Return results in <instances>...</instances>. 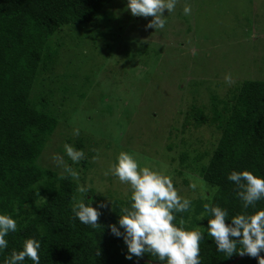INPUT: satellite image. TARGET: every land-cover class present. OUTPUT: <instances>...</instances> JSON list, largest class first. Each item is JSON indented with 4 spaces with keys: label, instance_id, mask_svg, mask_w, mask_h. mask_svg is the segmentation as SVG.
I'll list each match as a JSON object with an SVG mask.
<instances>
[{
    "label": "trees",
    "instance_id": "16d2710c",
    "mask_svg": "<svg viewBox=\"0 0 264 264\" xmlns=\"http://www.w3.org/2000/svg\"><path fill=\"white\" fill-rule=\"evenodd\" d=\"M132 20L127 0H0V213L17 222V231L6 237L8 247L0 252V264L13 250H21L28 238L41 242L40 264L160 263L148 254L138 260L126 259L123 238L115 237L108 227H119L121 208L130 207L131 195L102 197L91 186L87 197L76 191L78 184L87 185L97 148L71 131L75 119L69 112L78 107H70L76 97L72 88L76 75L57 68L64 59L61 44L56 43L63 30L92 40L106 35L111 39L125 33V24ZM85 98L81 95V100ZM106 105L91 113L104 111ZM182 125L185 130L212 128L218 139L198 157L208 158L204 164L188 162L189 156L182 154L176 173L183 176L185 168H192L203 190L200 186L194 189L197 197L190 199V211L174 213V223L179 226L182 219L187 230L198 227L203 233L201 264H229L240 255L227 257L218 252L207 235V219L212 217L206 215L201 220V216L205 204L227 209L229 219L264 209V199L244 209L236 185L227 179L233 170L264 177V82L243 81L222 100L212 95L209 112L206 107L192 106ZM114 127L103 126L104 133ZM65 143L82 149L85 158L73 164L64 151ZM127 152L137 155L132 149ZM55 156L76 170L79 179L64 172ZM81 199L86 204L92 202L93 207L108 201L107 207L100 209L98 227L74 218L72 207ZM24 264L32 261L26 258ZM236 264L258 261L246 256Z\"/></svg>",
    "mask_w": 264,
    "mask_h": 264
},
{
    "label": "rangeland",
    "instance_id": "374dc122",
    "mask_svg": "<svg viewBox=\"0 0 264 264\" xmlns=\"http://www.w3.org/2000/svg\"><path fill=\"white\" fill-rule=\"evenodd\" d=\"M164 14L163 29L146 27L152 17L133 16L125 33L111 39L92 40L70 29L56 39L64 57L57 68L76 75L71 131L79 129L97 148L87 185L102 197L131 195L129 184L105 175L117 155L130 149L140 167L170 175L180 196L197 197L189 185H201L198 174L185 168L180 176L175 170L183 153L188 162L206 163L208 158L198 157L216 144L218 134L212 128L185 130L186 112L192 106L209 112L212 95L222 100L243 81L264 82V0H177L174 11ZM101 105L112 113H91ZM110 125L115 127L104 133Z\"/></svg>",
    "mask_w": 264,
    "mask_h": 264
},
{
    "label": "clouds",
    "instance_id": "9594fccd",
    "mask_svg": "<svg viewBox=\"0 0 264 264\" xmlns=\"http://www.w3.org/2000/svg\"><path fill=\"white\" fill-rule=\"evenodd\" d=\"M176 4L177 0H127L131 15L152 17L146 27L155 30L165 27V10L168 15L171 14ZM183 11L186 15L189 14L190 5L186 4ZM224 79L229 84L233 82L230 74H226ZM73 134L79 135V129H74ZM64 151L73 164L85 158L82 149H76L68 143L64 144ZM97 158L98 156H94L93 160ZM54 159L63 165L64 172L74 179H79V173L64 164L62 157L55 156ZM109 173L121 183L129 184L132 190L130 207L121 208L123 215H119V227L117 224L108 226L115 237L123 238L127 246L126 259L132 260L136 257L138 260L148 254L157 257L160 264H201L200 243L204 235L198 227L187 230L182 219L179 226L174 223V213L190 211L191 200L178 194L170 175L149 167H140L135 156L126 151L117 155L116 163L110 166L105 175ZM227 179L236 185V194L244 209L255 207L258 201L264 199V177L254 175L248 170H233ZM189 186L193 189L196 187L194 184ZM76 191L87 197L90 188L86 184H78ZM105 207V203H98L93 207L92 202L86 204L84 199H81L73 205L72 212L74 218L82 224L96 228L100 225L97 223L102 214L100 209ZM206 215L212 217L207 219V235L212 238L218 252L227 257L234 254L248 255L256 258L258 264H264V256L260 255L264 252V209L252 214H237L229 219L227 209L205 204L201 220ZM229 220L231 223H226ZM16 231V220L9 214L0 213V252L8 247L6 237L9 233ZM237 245H240L239 249ZM40 249L39 240L28 238L24 240L21 250H13L11 255L5 258L4 264H24L26 258L31 260L32 264H40Z\"/></svg>",
    "mask_w": 264,
    "mask_h": 264
},
{
    "label": "water",
    "instance_id": "95a60500",
    "mask_svg": "<svg viewBox=\"0 0 264 264\" xmlns=\"http://www.w3.org/2000/svg\"><path fill=\"white\" fill-rule=\"evenodd\" d=\"M248 255H243V256H239L235 261L229 263V264H236L240 259L246 257ZM139 262H148L147 260H139V261H135L133 262L132 264H138ZM150 263H153V262H150ZM153 264H160V263H153Z\"/></svg>",
    "mask_w": 264,
    "mask_h": 264
}]
</instances>
